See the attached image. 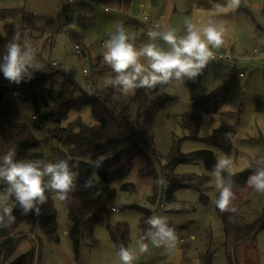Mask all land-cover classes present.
I'll return each mask as SVG.
<instances>
[{"label": "rangeland", "instance_id": "obj_1", "mask_svg": "<svg viewBox=\"0 0 264 264\" xmlns=\"http://www.w3.org/2000/svg\"><path fill=\"white\" fill-rule=\"evenodd\" d=\"M98 1L106 7L123 9L118 0ZM148 1L135 0L134 10L142 6L146 8ZM152 1L154 8L152 11L146 8V13L155 17V14H161L167 0ZM175 1L177 12L172 28L160 23L161 28L195 41L208 52L222 50L243 61L215 63L205 56L191 60L186 57L183 46L172 38L137 23L124 13L104 12L83 2L65 5L64 0H0L1 20L12 21L15 25L30 20L37 28L36 33L27 37L28 52L22 54L21 63L28 68L46 70L53 77L46 86L66 91L63 87L67 81L55 73L61 71L81 89L92 88L95 94L106 85L108 74L102 70L112 68L121 74L126 64L135 62L144 84H164L163 92L174 99L153 122L157 152L165 157L181 139L182 153L211 150L216 161L214 171H208L202 160L177 164L172 170L175 176L208 177L207 188L203 191L207 203L201 201L199 190L179 188L174 193L173 202L159 206L148 202L154 191V180L140 176L145 161H135L129 175L112 185L114 197L107 204L109 213L93 229L92 238L96 243L84 240L78 258L69 236L73 225L52 175L48 193L57 211L59 243L49 242L38 224L27 227L24 232L28 238L4 264L30 253L35 249L36 241L40 246L39 260L37 262L36 258L34 264H197L200 253L208 247L214 253L213 264H227L224 225L215 207L216 197L222 190L223 172L229 175L243 173L249 168L253 156L264 152V23L252 15L255 7L262 6L263 0ZM58 33L63 34L57 43H53ZM73 35L79 38L83 35V42L73 41ZM74 44L80 46L81 54H76ZM53 62L57 66H52ZM84 68L89 72L87 77L82 72ZM33 72L36 75L43 73ZM193 78L195 83L190 84ZM122 84L123 98L129 104L134 119L136 95L124 77ZM219 87L225 88V104L220 113L209 115L200 101ZM12 107L15 115L31 127L36 122L33 118L36 113L30 104L13 100ZM188 116L199 118L197 140L183 139L188 137V133L183 129L182 121ZM78 117L87 125L95 124L90 109L84 108L71 112L62 125ZM223 123L237 127L231 155L204 141ZM52 128L44 123L40 130L33 132L42 140L44 136L51 137L48 129ZM44 153L47 159H51L49 151L44 150ZM104 158L93 163L94 169ZM156 169L161 182L160 167L157 165ZM95 177L97 185L86 196L88 202L97 200L104 185L96 174ZM125 184L133 185L134 189L122 190ZM1 195L0 201L7 203ZM112 208L118 212H112ZM139 208L150 210L155 219L149 243L141 240L139 223L142 213ZM263 215L264 176L254 185L248 202L242 208L239 223L242 227L249 226L262 221ZM117 224H126L129 229V247L125 257L117 254L108 231L109 226ZM2 250L0 246V253ZM30 258L26 264H33ZM234 258L237 264H264V229L255 238L241 244L235 250Z\"/></svg>", "mask_w": 264, "mask_h": 264}, {"label": "trees", "instance_id": "obj_2", "mask_svg": "<svg viewBox=\"0 0 264 264\" xmlns=\"http://www.w3.org/2000/svg\"><path fill=\"white\" fill-rule=\"evenodd\" d=\"M0 26V193L7 201H0V246L3 248L0 264L6 263L28 238L29 235L24 232L27 227L38 224L49 242L59 243L57 211L48 193L52 175L73 225L69 236L77 258L84 240L96 243L92 238L93 229L109 213L107 204L114 197L112 185L126 178L139 159L145 161L140 176L154 180V191L148 198L151 205L173 202L174 193L179 188L199 190L201 201L207 203L203 191L207 188L208 177L175 176L172 170L177 164L202 160L208 171H214V153L204 149L184 154L180 150L181 139L175 142L165 157L157 152L153 122L156 115L174 100L163 92L164 84H144L140 69L132 62L122 68L121 74L112 68L102 70L108 74L106 85L95 94L92 88L81 89L61 71L55 73L67 81L63 87L66 91L46 86L53 78L46 70L28 68L21 63L22 54L28 52V35L38 31L32 21L15 25L4 20ZM71 38L83 42V35ZM52 66H57V63L53 62ZM28 69L43 73L36 75ZM123 77L132 85L137 98L134 119L129 104L123 98ZM195 78L189 83L194 84ZM224 93L225 88L219 87L201 99L205 113H220L225 104ZM13 100L31 105L36 113L33 117L36 122L32 127L15 115ZM84 108L90 109L94 125L85 124L80 117L62 125L71 112ZM44 123L53 127L48 129L52 135L40 140L33 131L40 130ZM182 127L188 133V137L183 139H198L199 118H183ZM236 134V126L223 123L204 141L231 155ZM262 139L264 141V137ZM44 150L49 151L51 159L46 158ZM101 158L104 160L94 169L93 163ZM163 159L165 162L162 164ZM49 162L51 173L47 174ZM157 165L160 167L161 182ZM95 174L104 185L97 200L88 202L86 196L97 185ZM262 176L264 152L253 156L249 168L243 173L229 175L223 172L222 190L216 197L215 207L224 225L227 264H237L235 250L264 229V218L249 226L242 227L239 223L242 208ZM133 189L131 184L122 186V190ZM139 210L142 213L139 223L141 240L149 243L155 219L150 210ZM108 231L117 254L125 257L129 247L128 226L117 224L109 226ZM35 245L30 253L10 264H26L29 256L31 263L34 264L36 258L38 262L40 246L37 241ZM213 260L214 253L210 247L198 258L199 264H213Z\"/></svg>", "mask_w": 264, "mask_h": 264}, {"label": "built area", "instance_id": "obj_3", "mask_svg": "<svg viewBox=\"0 0 264 264\" xmlns=\"http://www.w3.org/2000/svg\"><path fill=\"white\" fill-rule=\"evenodd\" d=\"M60 1V0H57ZM75 2H83L88 5H92L95 8H100L103 9L104 12H116V13H122L121 9H113L110 7H106L102 5L98 0H64L65 5H70ZM254 13V18L257 21H262L264 23V0L262 2V6L260 8H254L253 10ZM130 18L133 20L137 21L138 23H141L145 26H148L154 30H156L159 34L163 36H167L169 38H172L176 43L180 44L183 46L184 53L187 58L191 60L199 59L202 56L208 57L210 62H224V63H236L237 61H243L242 58L235 57L234 55L230 53H226L222 50L220 51H214V52H208L204 50L198 43L192 40H188L184 38L181 35H173L170 34L166 31H164L161 27L160 24L151 18L147 13H146V8L144 6L140 7L137 9L134 13L128 14ZM4 23V19H0V24ZM63 33H58L55 38H54V43H57L59 39L61 38ZM74 50L77 55L81 54V48L78 44H74ZM255 57V56H253ZM83 74L87 77L89 72L87 69L82 70ZM47 174L51 173V168H50V162L48 163V168L46 171ZM112 212H118L116 208L111 209Z\"/></svg>", "mask_w": 264, "mask_h": 264}, {"label": "crops", "instance_id": "obj_4", "mask_svg": "<svg viewBox=\"0 0 264 264\" xmlns=\"http://www.w3.org/2000/svg\"><path fill=\"white\" fill-rule=\"evenodd\" d=\"M135 0H118V5H120L121 8H113V9H121L122 13L126 15L127 17L128 14L134 13L136 10H134L135 5L133 4ZM141 1V0H140ZM225 0H223L224 2ZM175 0H167L165 7L163 8L161 14L157 16L155 14V17H150L156 20L159 24L163 23L164 25L169 26V28H172L173 22L175 21V16H176V5H175ZM142 3H140L141 5ZM104 5V4H103ZM149 5V6H148ZM64 8V7H63ZM146 8L148 11H152L154 8V3L152 0H149L148 3L146 4ZM254 8V7H253ZM256 8V7H255ZM121 14V13H120ZM251 15V14H250ZM254 17V13L252 14ZM82 18L83 16L80 15ZM130 18V17H129ZM255 19V18H254ZM135 21V20H134ZM137 22V21H136ZM138 23V22H137ZM161 27V26H160ZM163 29V28H162ZM164 30V29H163ZM165 31V30H164ZM197 264H199V261L197 259Z\"/></svg>", "mask_w": 264, "mask_h": 264}, {"label": "water", "instance_id": "obj_5", "mask_svg": "<svg viewBox=\"0 0 264 264\" xmlns=\"http://www.w3.org/2000/svg\"><path fill=\"white\" fill-rule=\"evenodd\" d=\"M149 6V5H148Z\"/></svg>", "mask_w": 264, "mask_h": 264}]
</instances>
